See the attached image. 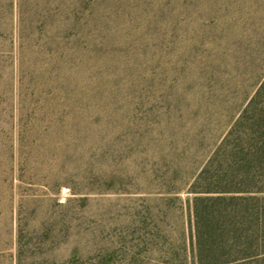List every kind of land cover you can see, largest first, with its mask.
Instances as JSON below:
<instances>
[{
  "label": "rangeland",
  "instance_id": "obj_1",
  "mask_svg": "<svg viewBox=\"0 0 264 264\" xmlns=\"http://www.w3.org/2000/svg\"><path fill=\"white\" fill-rule=\"evenodd\" d=\"M263 73L264 0H0V264H195L187 188Z\"/></svg>",
  "mask_w": 264,
  "mask_h": 264
},
{
  "label": "trees",
  "instance_id": "obj_2",
  "mask_svg": "<svg viewBox=\"0 0 264 264\" xmlns=\"http://www.w3.org/2000/svg\"><path fill=\"white\" fill-rule=\"evenodd\" d=\"M187 191L195 264H264V73Z\"/></svg>",
  "mask_w": 264,
  "mask_h": 264
}]
</instances>
